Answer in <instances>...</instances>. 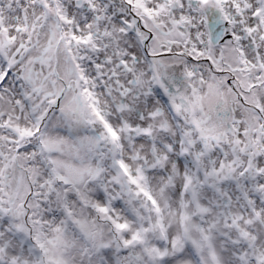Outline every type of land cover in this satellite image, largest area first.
Wrapping results in <instances>:
<instances>
[{"label":"snow or ice","instance_id":"snow-or-ice-1","mask_svg":"<svg viewBox=\"0 0 264 264\" xmlns=\"http://www.w3.org/2000/svg\"><path fill=\"white\" fill-rule=\"evenodd\" d=\"M0 264H264V0H0Z\"/></svg>","mask_w":264,"mask_h":264}]
</instances>
